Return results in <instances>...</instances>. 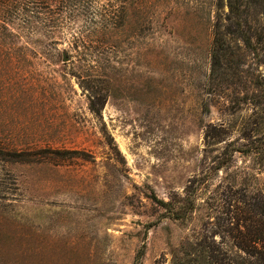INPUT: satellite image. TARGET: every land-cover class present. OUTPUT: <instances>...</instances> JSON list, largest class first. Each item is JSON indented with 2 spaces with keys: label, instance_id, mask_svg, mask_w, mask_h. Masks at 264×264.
Listing matches in <instances>:
<instances>
[{
  "label": "rangeland",
  "instance_id": "obj_1",
  "mask_svg": "<svg viewBox=\"0 0 264 264\" xmlns=\"http://www.w3.org/2000/svg\"><path fill=\"white\" fill-rule=\"evenodd\" d=\"M148 1L113 31L100 8L25 27L0 12L20 36L0 29V147L20 154L0 156V264H246L264 0L231 22L228 0Z\"/></svg>",
  "mask_w": 264,
  "mask_h": 264
},
{
  "label": "trees",
  "instance_id": "obj_2",
  "mask_svg": "<svg viewBox=\"0 0 264 264\" xmlns=\"http://www.w3.org/2000/svg\"><path fill=\"white\" fill-rule=\"evenodd\" d=\"M148 3H150L148 0H142V2H134L133 0H0V12L3 15V18H7L6 16L11 18L14 17V21L17 20L25 27V25L33 26L34 20H43L41 15L47 16L49 12L52 14L53 9H55V12L53 13H57L59 17L68 19L70 17H75L78 14L85 16L90 8H100L101 10L94 16L99 20L96 24L99 25L101 30L113 31L115 29L126 27L128 23H131L128 11L133 4L137 5V7H142ZM242 6L243 0H228L230 13V17H228L229 22L233 21L232 17L236 18L239 16L240 8ZM218 21H220V19H218ZM219 25L220 24L218 22L217 26ZM0 29L8 32V37L10 39L20 37L19 34L11 27L9 20L4 21V25L2 26L0 24ZM242 38L246 45L250 47V39L246 35ZM4 54L5 57L9 56V53L0 49V57ZM24 56L27 57L28 55L22 54V57ZM0 156H13L16 158L20 156V154L15 152L5 153L3 148L0 147ZM263 234L264 228L245 236L246 244L241 248L248 256V258L242 260L246 262V264H264V251L256 252L257 249H255V244H258L259 241L261 242V247L264 249ZM141 255L142 254H138L137 260H140ZM211 259V261L207 262L205 257L202 258V261L204 262L203 264H226L214 257H211ZM234 262L235 263L233 264H243V262L240 261Z\"/></svg>",
  "mask_w": 264,
  "mask_h": 264
}]
</instances>
